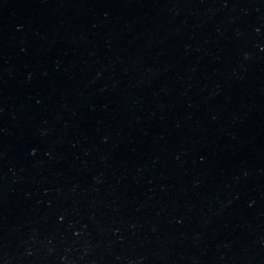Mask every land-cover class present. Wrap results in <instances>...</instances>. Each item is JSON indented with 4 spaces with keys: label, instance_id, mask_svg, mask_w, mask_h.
Masks as SVG:
<instances>
[{
    "label": "water",
    "instance_id": "1",
    "mask_svg": "<svg viewBox=\"0 0 264 264\" xmlns=\"http://www.w3.org/2000/svg\"><path fill=\"white\" fill-rule=\"evenodd\" d=\"M0 264H264V0H0Z\"/></svg>",
    "mask_w": 264,
    "mask_h": 264
}]
</instances>
